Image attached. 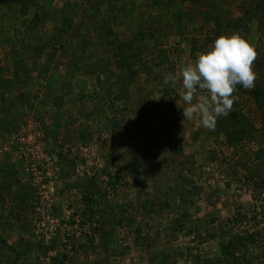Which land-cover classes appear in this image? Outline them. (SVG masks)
I'll list each match as a JSON object with an SVG mask.
<instances>
[{
  "label": "rangeland",
  "instance_id": "obj_1",
  "mask_svg": "<svg viewBox=\"0 0 264 264\" xmlns=\"http://www.w3.org/2000/svg\"><path fill=\"white\" fill-rule=\"evenodd\" d=\"M233 32L254 88L215 131L182 123L164 77ZM60 246L70 264H264V0H0V264Z\"/></svg>",
  "mask_w": 264,
  "mask_h": 264
},
{
  "label": "clouds",
  "instance_id": "obj_2",
  "mask_svg": "<svg viewBox=\"0 0 264 264\" xmlns=\"http://www.w3.org/2000/svg\"><path fill=\"white\" fill-rule=\"evenodd\" d=\"M259 53L254 44L238 32L218 36L210 48L198 52L194 62L178 73L169 72L164 84L179 85L182 123L196 121L215 131L217 119L227 116L238 99L237 85L251 90L255 86L254 63Z\"/></svg>",
  "mask_w": 264,
  "mask_h": 264
},
{
  "label": "built area",
  "instance_id": "obj_3",
  "mask_svg": "<svg viewBox=\"0 0 264 264\" xmlns=\"http://www.w3.org/2000/svg\"><path fill=\"white\" fill-rule=\"evenodd\" d=\"M66 248L60 246L59 248L47 250L46 253L48 255H41L39 257L40 264H49V262H51V264H70V255L72 254V250ZM59 257H61V259H59ZM54 260L57 262L54 263Z\"/></svg>",
  "mask_w": 264,
  "mask_h": 264
},
{
  "label": "trees",
  "instance_id": "obj_4",
  "mask_svg": "<svg viewBox=\"0 0 264 264\" xmlns=\"http://www.w3.org/2000/svg\"><path fill=\"white\" fill-rule=\"evenodd\" d=\"M223 123H224V121H223ZM232 123V121H229V123L228 124H231ZM228 130V129H227ZM237 131V129L235 130V129H231V131H225V134H226V136H227V138H230L231 136H236V135H234L235 134V132ZM242 133V132H241ZM244 133V132H243ZM236 141V140H235ZM99 172H101V173H105L107 176H109V178H110V173H108L107 171H106V169H101ZM242 217H245L244 215L242 216Z\"/></svg>",
  "mask_w": 264,
  "mask_h": 264
},
{
  "label": "crops",
  "instance_id": "obj_5",
  "mask_svg": "<svg viewBox=\"0 0 264 264\" xmlns=\"http://www.w3.org/2000/svg\"><path fill=\"white\" fill-rule=\"evenodd\" d=\"M45 51H46V50H45ZM60 59H63V58H62V57H60ZM58 70H59V69H58ZM41 77H42V76H41ZM45 79H46V80H45V81H46V83H47V82H49V79H48V78H45ZM50 80H54V77H53V78H51ZM50 86H51V87H53V89H56V88H57V86H55V85H54V86H53V85H50ZM58 90H59V88H58ZM72 92H73V89H72ZM57 94H59V93H57ZM59 95H60V94H59Z\"/></svg>",
  "mask_w": 264,
  "mask_h": 264
}]
</instances>
